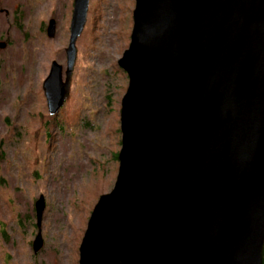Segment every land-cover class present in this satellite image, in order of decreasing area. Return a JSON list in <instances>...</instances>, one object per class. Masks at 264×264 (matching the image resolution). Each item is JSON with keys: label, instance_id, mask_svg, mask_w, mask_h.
<instances>
[{"label": "water", "instance_id": "water-1", "mask_svg": "<svg viewBox=\"0 0 264 264\" xmlns=\"http://www.w3.org/2000/svg\"><path fill=\"white\" fill-rule=\"evenodd\" d=\"M88 6L73 0L65 71L53 61L43 81L50 116L69 97ZM117 64L118 171L78 264H264V0H134ZM43 210L41 196L38 228Z\"/></svg>", "mask_w": 264, "mask_h": 264}, {"label": "rangeland", "instance_id": "rangeland-1", "mask_svg": "<svg viewBox=\"0 0 264 264\" xmlns=\"http://www.w3.org/2000/svg\"><path fill=\"white\" fill-rule=\"evenodd\" d=\"M72 5L0 0V42L7 43L0 49V264H78L92 209L115 183L128 84L117 62L129 45L134 0H89L70 95L50 116L42 83L53 61L65 70ZM38 231L42 247L34 253Z\"/></svg>", "mask_w": 264, "mask_h": 264}, {"label": "trees", "instance_id": "trees-1", "mask_svg": "<svg viewBox=\"0 0 264 264\" xmlns=\"http://www.w3.org/2000/svg\"><path fill=\"white\" fill-rule=\"evenodd\" d=\"M263 263H264V259H263Z\"/></svg>", "mask_w": 264, "mask_h": 264}, {"label": "flooded vegetation", "instance_id": "flooded-vegetation-1", "mask_svg": "<svg viewBox=\"0 0 264 264\" xmlns=\"http://www.w3.org/2000/svg\"><path fill=\"white\" fill-rule=\"evenodd\" d=\"M5 43V42H4ZM7 44V43H6Z\"/></svg>", "mask_w": 264, "mask_h": 264}]
</instances>
